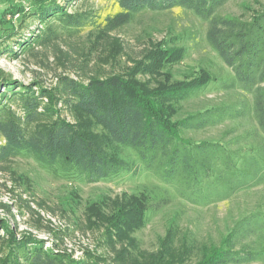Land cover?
I'll return each mask as SVG.
<instances>
[{"label":"rangeland","instance_id":"374dc122","mask_svg":"<svg viewBox=\"0 0 264 264\" xmlns=\"http://www.w3.org/2000/svg\"><path fill=\"white\" fill-rule=\"evenodd\" d=\"M16 3L30 9L29 0H0L1 47L15 49L19 35H12V27L19 32L23 26L20 34L26 37L44 27L35 17L13 15ZM57 3L68 13L85 16L88 25L73 35L63 32L58 52L39 46L35 54L18 50L13 57L0 53V81L1 77L26 85L39 81L49 89L61 76L77 80L89 73L116 74L127 80L132 94L141 95L169 123L213 108L234 110L243 103L250 108L252 93L229 86L234 73L208 43L206 21L192 11L144 10L106 34L99 27L119 10L117 0ZM262 12L264 0H229L217 13L252 21ZM190 89L189 98H184ZM62 114L86 133H93L85 115L68 110ZM256 131L253 115L247 114L185 135L193 141L233 143L250 139ZM119 154L127 167L96 183L66 175L58 166H44L26 155L14 158L9 168L0 164V223L7 220L19 237L31 234L45 248L58 243L75 258L86 250L100 254L99 244L109 238L117 246L133 245L140 261L205 264L231 228L264 202V186H260L213 204H192L178 194L175 184L163 182L146 169L133 150L121 148ZM246 243L264 248V233ZM248 264H264V258Z\"/></svg>","mask_w":264,"mask_h":264},{"label":"trees","instance_id":"16d2710c","mask_svg":"<svg viewBox=\"0 0 264 264\" xmlns=\"http://www.w3.org/2000/svg\"><path fill=\"white\" fill-rule=\"evenodd\" d=\"M228 1L117 0L119 10L102 22L99 31L106 34L117 31L134 14L144 10L192 11L206 21L208 43L234 73L229 86L252 93L250 108L247 103L234 110L213 108L169 123L141 95L132 94L127 80L120 75L101 77L89 73L77 80L61 76L60 82L49 89L39 81L26 85L1 77V166L5 168L14 158L26 155L44 166H58L66 175L96 183L118 175L127 167L119 151L128 148L146 169L163 182L175 184L178 194L192 204H213L241 190L264 186V12L252 21L218 15V10ZM29 7L27 11L16 3L13 15L35 17L44 27L32 30L27 37L20 34L23 26L19 32L12 27V35H19L15 49L0 45L1 54L17 57L18 50L35 54L39 46L53 47L58 52L63 32L73 35L88 25L85 16L68 13L57 0H29ZM189 93L183 97L189 98ZM63 110L85 115L94 128L93 133H86L79 123L67 120ZM247 114L253 115L259 130L250 139L224 143L193 141L185 135ZM0 228L3 231L0 264L160 263L140 261L133 245L118 243L117 246L109 238L106 245L99 244L100 254L86 250L75 258L74 253L62 249L58 243L45 248L44 242L31 234L19 237L7 220L1 221ZM262 233L264 202L231 228L221 245L211 250L205 264H248L262 260L264 248L246 243Z\"/></svg>","mask_w":264,"mask_h":264}]
</instances>
